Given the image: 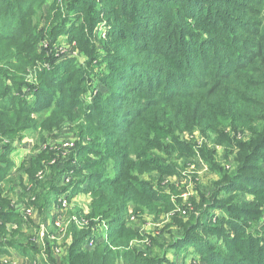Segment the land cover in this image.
Listing matches in <instances>:
<instances>
[{"label":"trees","instance_id":"obj_1","mask_svg":"<svg viewBox=\"0 0 264 264\" xmlns=\"http://www.w3.org/2000/svg\"><path fill=\"white\" fill-rule=\"evenodd\" d=\"M99 2L0 0V146L7 137L37 131V117L49 116L50 126L69 124L75 146L99 157L96 164L115 169L96 174L94 182L82 176L90 163L70 168L61 176L74 172V178L63 188L60 155L46 166V185L33 180L43 194L24 202L27 210L36 207L46 216L52 197L87 185L81 192L92 197L90 218L108 221L109 232L94 251L85 246L94 226L74 229L63 259L49 263L168 264L166 256L147 258L131 247L136 238L124 217L166 201L142 176H180L176 155L196 153L184 135L200 132L230 150L234 172L223 177L225 168L211 161L225 182L199 204L175 247L193 246V257L206 264H264V226L258 223L264 215V0H102L106 12ZM101 15L108 16L110 31L98 41ZM66 41L83 54L85 66L60 54ZM40 63L49 67L38 70ZM35 69L38 80L25 85ZM99 69L107 73L100 76ZM98 83L102 88L88 104L84 97ZM84 141L89 145L81 147ZM201 153L214 155L207 148ZM9 155L0 156V239L9 226L26 223L3 198L14 189L6 182L15 165L4 162ZM37 161L32 176L45 168ZM214 209L223 216L211 220L219 223L207 221ZM6 244L0 253L33 250L16 240Z\"/></svg>","mask_w":264,"mask_h":264},{"label":"rangeland","instance_id":"obj_2","mask_svg":"<svg viewBox=\"0 0 264 264\" xmlns=\"http://www.w3.org/2000/svg\"><path fill=\"white\" fill-rule=\"evenodd\" d=\"M99 5L105 11L106 6L102 0H100ZM50 7L51 4H45L43 10L47 11ZM100 19L102 23L95 32L98 41L107 38L105 36H108L110 31L106 27L108 16L101 15ZM61 38L64 41V37L61 36ZM76 44L77 42L74 45ZM64 45V49L58 50L63 52L60 54H64L65 58L67 56H75L78 59L77 63L85 66L87 60L84 59L83 54L74 50V46L67 45V41L64 42ZM48 67V63H40L37 66L38 70H44V68ZM36 69L33 70L30 79L24 83L25 85L34 84V79L38 80L41 72L36 71ZM106 73L107 70L105 69L98 70V75L100 76ZM92 88H94V92L91 91L88 96L84 97L88 104L94 100L95 95L97 96L102 84L98 83ZM26 93L33 100V95L29 94L28 91ZM37 119L40 121L37 131H28L7 137L0 146V156L5 152L11 154L12 151V155L5 157L4 162L12 160L15 164L11 168V176L6 179V182H13L14 189L12 192L7 191L3 198L11 202L17 212L24 216L26 222L23 228L11 225L3 231L2 234L5 237L0 239V244L16 240L33 248L31 252L25 254L7 246L8 249L6 250L10 253L9 255L0 253V264H50L51 259L59 262L63 259V254L71 243L72 230L84 231L94 226L92 234L94 239L87 241L85 245L87 249L92 251L95 250V242L98 241L100 243L103 241L109 232L107 220L91 219L89 216L93 200L90 195H85L81 192L87 188V185L81 191L71 189L58 197L57 195L52 197V206L47 211L46 216L42 214L41 209L32 207L27 210L24 207L23 202L29 203L31 198L32 201H36L37 197L35 196L37 193L39 197L43 194V191L38 189L36 182L33 180L36 179L45 185L48 183L51 176L50 169L47 167L56 164L57 158L55 159V156L62 155L59 158L60 163L57 170H62L60 178L63 182H61L60 186L63 188L69 186L66 179L70 178L73 180L74 172L61 176L62 173L76 166L84 168L86 164L90 163L91 168L82 172V176L88 181L94 180L95 182V179L91 178L96 176V174L105 176V174H109L108 172L111 175L115 173L113 166L106 168L105 165L96 164L99 157L86 153L84 150L80 151L79 147L75 146L78 139L67 122L60 127H55V125H48L52 120L49 116L37 117ZM45 124L47 129L43 130ZM184 136V141L190 146L193 145L196 153L193 157L181 154L176 155V159L178 158L177 162L183 170L180 176H170L158 171L142 176L146 181H150L157 191L164 194L166 201L162 204L152 205L145 212H141V215H136V212L130 211L124 217V223L133 231V235L136 238L131 243V247L135 248L138 253L146 255L147 258H164L166 256L168 264H206L200 257H193L195 254L193 246L188 248L184 243H180L179 247L175 246L179 241H183L185 232L189 228L188 225L192 222L191 215L196 213V209L200 210L199 204L202 201H210L216 195L218 187L224 184L225 181L222 183L224 175L234 172V158L230 154V150L224 145L216 144L214 140L202 136L200 132L199 134H186ZM84 142L81 147L89 145L87 141ZM6 148L10 149L5 151ZM205 148L212 151L213 157L210 154H206V157L202 155L203 153L201 152ZM212 160H215L217 167L225 168L224 171H221V174H224L223 177L212 165ZM35 161L42 162L45 168L40 169L35 176H32L31 171ZM5 163L1 165L5 166ZM75 177L78 178V175H75ZM237 196L241 197L239 194ZM244 198L249 202L257 201L252 195L248 194L244 195ZM65 202L68 204L67 209H64L63 204ZM256 204L258 205V202ZM213 214L223 216L221 211L214 209L207 216V221L219 223L216 218L211 220ZM81 218L83 220H79ZM258 223L264 226V215L259 219ZM204 234L207 236V233ZM49 248H51V253Z\"/></svg>","mask_w":264,"mask_h":264},{"label":"built area","instance_id":"obj_3","mask_svg":"<svg viewBox=\"0 0 264 264\" xmlns=\"http://www.w3.org/2000/svg\"><path fill=\"white\" fill-rule=\"evenodd\" d=\"M73 145V144H72ZM66 180H69V178H67ZM60 201H62V200H60ZM61 203V202H60ZM64 205V209H67V207H68V204L65 202V204H63Z\"/></svg>","mask_w":264,"mask_h":264},{"label":"crops","instance_id":"obj_4","mask_svg":"<svg viewBox=\"0 0 264 264\" xmlns=\"http://www.w3.org/2000/svg\"><path fill=\"white\" fill-rule=\"evenodd\" d=\"M23 205H24V207L26 208V205H25V203L23 202Z\"/></svg>","mask_w":264,"mask_h":264}]
</instances>
